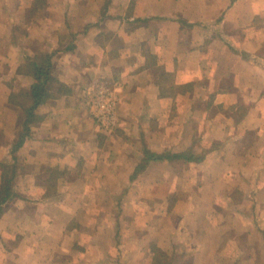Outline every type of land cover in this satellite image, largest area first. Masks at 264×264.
<instances>
[{
  "label": "crops",
  "instance_id": "obj_1",
  "mask_svg": "<svg viewBox=\"0 0 264 264\" xmlns=\"http://www.w3.org/2000/svg\"><path fill=\"white\" fill-rule=\"evenodd\" d=\"M46 55L50 97L14 151ZM100 84H120L109 135ZM147 152L202 160L137 174ZM181 193L195 216L169 230ZM0 208V264H151L155 246L264 264V0H0ZM156 215L163 232L135 231Z\"/></svg>",
  "mask_w": 264,
  "mask_h": 264
},
{
  "label": "trees",
  "instance_id": "obj_2",
  "mask_svg": "<svg viewBox=\"0 0 264 264\" xmlns=\"http://www.w3.org/2000/svg\"><path fill=\"white\" fill-rule=\"evenodd\" d=\"M51 57L50 55H46L45 57H42L40 59L34 60L30 63L29 67L27 68L26 72L33 75L35 78V83L31 87L30 90V99L32 100L31 105L26 108V115L27 120L25 123V127L23 130V133L20 135L18 142L15 144L13 150L16 151L20 147L23 146L26 138L29 136L30 133V125L33 123L34 120V113L36 109L45 103L49 99V89L51 88V85L53 83L52 78V64H51ZM13 151V152H14ZM174 159V160H185L188 162H200L202 159L197 158L193 159V156L190 153H183V154H177V155H154L149 152L146 153L145 160L142 162L141 165H139L136 169V173L142 172L147 164L151 160H163V159ZM8 199V196L5 197L3 200L4 202ZM1 213V208H0Z\"/></svg>",
  "mask_w": 264,
  "mask_h": 264
},
{
  "label": "rangeland",
  "instance_id": "obj_3",
  "mask_svg": "<svg viewBox=\"0 0 264 264\" xmlns=\"http://www.w3.org/2000/svg\"><path fill=\"white\" fill-rule=\"evenodd\" d=\"M197 151H199V149ZM202 151L204 152L203 149H202ZM137 196H139V195H137ZM192 196L193 195L187 194V193L171 194V195H169V206H170L169 210H171L172 207L177 202H180V207H181L180 210H177V213H178V216L180 217V220H177L176 222L171 223L167 227L169 230H175V229L183 230L184 229L183 219L185 218V215L188 214V213H192L191 216L194 218V216H195L194 215V211H192L193 203H187L188 201H191L192 200V198H191ZM236 200L237 201L239 200V197L238 196L236 197ZM140 209L141 210H139V211L142 214H144V212L148 213L147 211H144L145 208L142 205H140ZM122 212H124V210H121V213ZM203 213H205V212H203ZM205 216H206V214H205ZM157 219H159V216H157V215H156L155 218H148L146 216V221H147L146 222V225H144V226L143 225H139L137 227H134V229L136 228L137 229V232H139V233H142L143 232V229L144 230L145 229L146 230H149L150 228H152L153 230H155L157 232H159V231L160 232H163L166 227L164 226V224H161V225L158 224ZM142 222H144V221H142ZM119 228L120 229H124V231H128V229L129 230H132L133 229L132 227H127V225H122V227L120 226ZM136 229H135V231H136ZM174 233H175V231H171V232L167 233V235H170V237H172L173 235L175 236ZM178 234L181 235V236L184 235V237H189V234H187V233L184 234V233L178 231ZM157 249L158 248L156 246L153 248V259L151 260L152 261L151 264H159V262H161V263H165L166 262L168 264H192V258L190 256L183 257L180 252L179 253L178 252H173L172 255L161 258L159 256V253L157 252ZM146 262H149V259Z\"/></svg>",
  "mask_w": 264,
  "mask_h": 264
},
{
  "label": "built area",
  "instance_id": "obj_4",
  "mask_svg": "<svg viewBox=\"0 0 264 264\" xmlns=\"http://www.w3.org/2000/svg\"><path fill=\"white\" fill-rule=\"evenodd\" d=\"M120 84H100L89 96L87 105L99 128L106 135L114 132L120 122L117 107L120 101L117 88Z\"/></svg>",
  "mask_w": 264,
  "mask_h": 264
}]
</instances>
